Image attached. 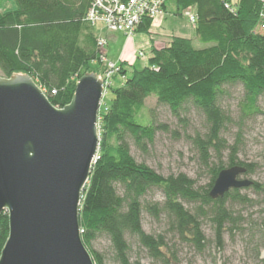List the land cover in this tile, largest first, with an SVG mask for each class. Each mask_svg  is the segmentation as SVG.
Masks as SVG:
<instances>
[{
    "label": "trees",
    "instance_id": "obj_1",
    "mask_svg": "<svg viewBox=\"0 0 264 264\" xmlns=\"http://www.w3.org/2000/svg\"><path fill=\"white\" fill-rule=\"evenodd\" d=\"M91 2L0 0L1 75H29L53 106L68 104L76 81L84 74H97L90 63L101 62L97 26L87 20ZM173 2L177 13L194 8L195 37L205 46L194 48L189 39L172 37L168 45L151 49L142 69H126L124 61L117 65L112 77L119 75L123 81L111 88L113 98L105 111H99V150L80 206L81 239L94 264H107L105 255L92 248L101 238L109 242L116 264H141L133 257L134 246L150 259L167 264V235L146 232L145 218L163 220L169 232L199 249L206 243L202 230L206 219L221 245L224 233L240 228L232 206L250 202L240 189H231L217 199H211L208 192L224 168L244 166L246 176L255 170V165L237 160L236 143L227 145L220 136L229 118L220 99L227 93L226 88L240 85L241 117L261 114L258 101L264 97V30L260 12L264 11V2L238 0L236 12L225 6V0ZM151 24L152 19L142 20L135 33L148 32ZM150 96L179 122L187 104L205 117L206 132L190 138L199 163L209 174L206 185H197L184 173L163 176L131 155V145L144 150L157 131H170L164 123L140 120ZM148 114L152 118L153 109ZM224 150H228L226 161ZM248 188L264 192V184L256 181ZM152 190L161 193L160 202L146 199ZM7 235L8 216L2 212L0 251Z\"/></svg>",
    "mask_w": 264,
    "mask_h": 264
},
{
    "label": "water",
    "instance_id": "obj_2",
    "mask_svg": "<svg viewBox=\"0 0 264 264\" xmlns=\"http://www.w3.org/2000/svg\"><path fill=\"white\" fill-rule=\"evenodd\" d=\"M102 96L93 72L62 108L29 75H0V214L8 216L0 264H94L80 206L99 150ZM245 173L241 165L220 170L209 197L250 187Z\"/></svg>",
    "mask_w": 264,
    "mask_h": 264
},
{
    "label": "rangeland",
    "instance_id": "obj_3",
    "mask_svg": "<svg viewBox=\"0 0 264 264\" xmlns=\"http://www.w3.org/2000/svg\"><path fill=\"white\" fill-rule=\"evenodd\" d=\"M165 5L164 13L152 19L148 32H136L132 37H127L122 32L119 33L125 37L106 31L102 24H98L97 27H100L102 32H98L97 38L101 37L106 41L103 48L105 61L91 62V69H97V74H103L110 70L108 63L117 67V62L123 60L120 59L124 58L123 56L127 58L124 61L126 69L130 66L142 69L151 55V49L168 45L172 37L189 39L194 48L204 47L205 45L195 37L194 25L184 15L186 11L194 12V8L190 7L177 13L173 0H166ZM128 38H131L132 44L128 43ZM139 52L143 53V58L138 56ZM122 81L123 78L119 75L107 81L99 111L106 110L113 98L111 88L119 86ZM226 92L220 99V105L229 118L220 136L227 145L236 143L237 160L255 165L254 172L247 175V178L264 184V97H260L258 101L261 114L243 118L239 110L243 97L242 87H228ZM149 109H153L152 118H149ZM181 117L182 121L179 122L167 107L157 105L153 96L148 97L140 120L145 122L152 119L155 124L164 123L170 131H157L153 142L147 144L144 150L131 145L130 153L136 161L146 163L163 176L184 173L195 179L197 185H206L209 182V174L199 163L197 149L190 138L196 133L202 136L206 132V119L191 104L185 106ZM171 130L176 131V134ZM238 132L240 139L237 141ZM223 155V161H226L228 150H224ZM240 194L246 195L250 202L232 206L234 214L239 216L237 225L240 228L224 233L221 245L213 236L212 223L206 219L202 221L206 243L201 249L169 232L163 220L145 218L143 228L146 232L167 235V264H264V192L256 193L247 187L240 189ZM146 199L160 202L162 196L158 190H152ZM92 248L105 255L107 264H116L112 260L108 241L98 239L92 244ZM133 257L139 258L141 264H165L150 259L144 250L135 246Z\"/></svg>",
    "mask_w": 264,
    "mask_h": 264
},
{
    "label": "built area",
    "instance_id": "obj_4",
    "mask_svg": "<svg viewBox=\"0 0 264 264\" xmlns=\"http://www.w3.org/2000/svg\"><path fill=\"white\" fill-rule=\"evenodd\" d=\"M238 0H225V6L232 12L237 10ZM264 2V0H259ZM166 0H127L121 2L119 0H92L91 6L87 14V20L92 25L97 26L102 24V27L109 32H122L127 37H132L136 27L144 19H154L164 13V4ZM184 15L189 22L195 26V12L186 11ZM262 22L261 28L264 30V11L260 12ZM106 41L104 38H97V46L102 51L100 61H105L104 46ZM139 57H144L143 53H138ZM110 70L103 74H97L98 78L103 82V94L107 81L111 79L114 72L117 70L112 63H108ZM105 81V82H104ZM43 91V90H42ZM44 92V91H43Z\"/></svg>",
    "mask_w": 264,
    "mask_h": 264
},
{
    "label": "crops",
    "instance_id": "obj_5",
    "mask_svg": "<svg viewBox=\"0 0 264 264\" xmlns=\"http://www.w3.org/2000/svg\"><path fill=\"white\" fill-rule=\"evenodd\" d=\"M96 29H97L98 32H100V33L102 32V30L100 29V27H96ZM115 33L118 34V35H120V34L123 35L122 33H119V32H115ZM123 36H124V35H123ZM124 37H125V36H124ZM127 40H128V43L130 42V44H132V40H131V38H128ZM124 55H125V54H124ZM123 57H124V58H121V57H120V59H123V60H119V61L117 62V65H118L121 61H125V59H127L125 56H123Z\"/></svg>",
    "mask_w": 264,
    "mask_h": 264
}]
</instances>
